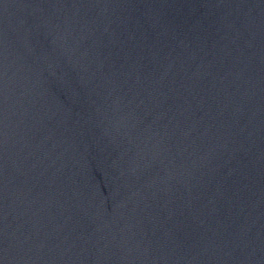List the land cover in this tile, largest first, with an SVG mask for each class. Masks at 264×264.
<instances>
[{
  "label": "water",
  "instance_id": "1",
  "mask_svg": "<svg viewBox=\"0 0 264 264\" xmlns=\"http://www.w3.org/2000/svg\"><path fill=\"white\" fill-rule=\"evenodd\" d=\"M0 264H264V0H0Z\"/></svg>",
  "mask_w": 264,
  "mask_h": 264
}]
</instances>
